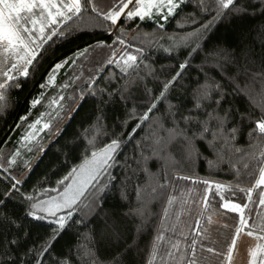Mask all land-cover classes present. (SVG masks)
Returning a JSON list of instances; mask_svg holds the SVG:
<instances>
[{
	"label": "trees",
	"instance_id": "1",
	"mask_svg": "<svg viewBox=\"0 0 264 264\" xmlns=\"http://www.w3.org/2000/svg\"><path fill=\"white\" fill-rule=\"evenodd\" d=\"M115 3H118V0H96L97 6L103 12H107ZM202 7H214L212 0H205L203 6L199 4V0H191L190 3L183 4L176 9V14L169 17L167 22L159 17L146 18L145 20L139 18L125 20L122 17L117 26L113 27L110 22L97 17L101 27L79 31L67 38L60 35L54 36L40 50L37 56L38 63L34 61L35 71L30 68V76L20 78L18 81L21 85L19 88L7 90L6 100L3 102V107L0 108V193L8 191L10 184L16 180L22 181V183L18 185V191L12 192L13 198L6 199L5 207L0 209V217L7 216L16 219L17 223L23 225L20 231L30 233L23 248L16 249L17 253L45 240L52 228L47 222L25 218L26 196L34 195L44 199L42 193L45 190L60 187L58 181L66 176L73 167L81 164L92 151L103 147L112 139L119 138L123 143L116 156L117 162L102 177L101 182L108 184L105 194L73 216V220L82 222L72 223L69 221L70 227L55 243L52 256L48 258L47 264H55L57 258L73 255L77 244L83 242L85 235L92 233L99 237L105 233L106 225L119 231L122 239L118 244L111 243L107 239L100 244L98 249L102 259L108 261L120 254L121 264H147L154 237L160 228V221L163 219L162 209L166 206L168 195L182 197V193L187 190H202L205 187L202 183L193 184L191 181L176 179L177 176L234 184L237 182L234 173L238 169L241 174L239 177L241 186L248 187L254 183V180L246 175V172L255 163L249 159L247 154L253 151L258 154L259 148L249 147L247 128H241L242 134L238 135L235 142L237 147L244 149V152H229L225 148L224 162L215 168H209L207 164V160H215L216 157L203 142H198V148L203 155L192 158L187 156L180 143L168 145L163 151L160 150L163 142L159 146L154 143L157 137L165 135L159 127L161 123L164 128L172 127L169 116L170 108L171 111L176 112V119L182 115L205 118L203 112H189V109H193L194 90L205 81V74L200 71L201 66L204 65L205 53L217 48H236L239 52L242 46L240 43L242 37L245 38V43L252 44L254 38H257L258 41V33L264 28V15L245 16L242 19L230 18L205 32L201 40L197 41L196 38H193L188 41L187 46H184L181 38L207 23L215 14L214 11H202ZM193 18L196 23H192ZM159 24H164V27L160 28ZM120 27L124 30L122 37L132 45L127 51L138 57V67L124 73L115 63L107 65L106 62L112 51L110 48L90 50L89 54H94L100 59L98 65H95L97 66L95 72L89 78L91 82L81 87V95L83 94L85 98L80 100L73 114L46 148H44L46 143L58 130L62 119L40 141L27 147L20 146L21 148L18 149L12 137L17 140L29 132L28 125L35 120V115L32 116V114L26 120H22V118L29 113L32 100L42 92L40 84L45 82L53 65L97 41L111 44L115 35H121L118 31ZM110 33H115V35H110ZM197 42L202 44V51L189 57L190 48L194 47ZM255 43L256 54H259L261 45L258 42ZM113 47H120V45L116 44ZM137 47L143 49V52H136ZM164 49L170 51L165 52ZM185 60L191 61L190 66L172 85L165 97L159 99L156 109L149 114V120L137 127L140 117L152 103L157 102L163 85L180 70L179 65ZM101 68L103 71H100ZM227 71L231 72L230 66ZM205 72H208L207 68H205ZM208 75L216 77L217 80L221 78V74L215 70L208 72ZM94 78L96 83L92 84ZM89 85L97 93L96 95L89 94ZM81 95L70 108H73ZM101 99H104L105 103H101ZM237 105L240 111H246L243 100H237ZM222 107L227 108L228 104L223 102ZM207 111H211V108H208ZM254 117L259 118V113H255ZM238 119L237 117L235 121L230 122L227 127H232L234 123L238 122ZM181 127H183L182 123ZM86 129L89 130L88 133L85 132ZM93 136L96 140L95 146L88 143V140ZM17 151L20 155L16 156V163L9 166V161ZM245 162L249 163V169L243 168ZM165 183H170L171 187L158 188V185ZM138 187L144 189L142 197L147 217V223L139 235L136 234V226L140 224V219L125 215L130 209L137 206L136 190ZM153 187L157 188V192L162 193L158 199H153V196L156 195V193H152ZM49 193L53 194L51 191ZM125 195L127 199L122 198ZM212 195L209 193L210 199ZM225 195L227 196L228 193ZM253 195L255 198L256 193ZM218 200L219 197L211 199V206L204 218L199 216L197 218L201 219V223L205 227H209L210 231L212 225L207 224V215L214 211L221 213L226 211L218 207ZM89 201H93V198L90 197ZM234 202L241 201L234 198ZM86 203L89 202L86 201ZM178 206L180 207V204ZM198 210L199 212L203 211L200 204ZM257 210L262 211V208H257ZM190 214L192 213L190 212ZM190 214L182 216L189 218ZM236 215L227 213L224 215L227 222L224 223H230L229 217ZM214 229L216 230L211 232L213 236L217 229L224 231L226 235L229 234V230L220 225ZM17 231L16 227L0 222V250L7 247V241ZM165 234L173 235L172 233ZM189 236H191V231H189ZM134 237V246L125 251L126 243H132ZM173 239H175L174 236ZM223 243L225 241L221 242L218 248ZM164 251L165 248L161 245V254ZM25 260L27 262V257ZM156 264H161L159 257H157ZM169 264L172 262L169 261ZM212 264H219V260L212 258Z\"/></svg>",
	"mask_w": 264,
	"mask_h": 264
},
{
	"label": "snow or ice",
	"instance_id": "2",
	"mask_svg": "<svg viewBox=\"0 0 264 264\" xmlns=\"http://www.w3.org/2000/svg\"><path fill=\"white\" fill-rule=\"evenodd\" d=\"M190 2L191 0H118V3H115L111 9L103 12L97 6L96 0H0V108L3 107V102L6 100L7 90L19 88L21 85L18 81L20 78L30 76V68L35 71L34 61L38 63V50L43 49L44 45L54 36L60 35L67 38L79 31L101 27L97 17L110 22L113 27L117 26L122 17L125 20L135 18L145 20L146 18L159 17L167 22L169 17L176 14V9ZM199 4L203 6L205 0H199ZM212 6L214 7H202V11H214L215 14L207 23L181 38L184 46H187L188 41L193 38H196L197 41L201 40L205 32L210 31L222 21H227L230 18L242 19L245 16L264 15V0H212ZM192 23H196L194 18ZM158 26L163 28L164 24ZM118 31L121 35L110 33V35H115L111 44L97 41L95 44L78 50L72 57L54 64L45 82L40 84V88L58 87L56 76L60 69L70 66V62L75 64L77 59L86 57L90 50L97 48L107 47L112 50L111 56L106 62L107 65L115 63L124 73H127L129 69L137 68L138 57L127 51L132 45L122 37L123 28L120 27ZM258 37V41L257 38H254L252 44L245 43V38L242 37L240 41L242 46L239 52L236 48H217L205 53L204 65L200 68V71L205 74V81L194 90L193 109H189V112H203L205 118L182 115L176 119V112L171 111L170 108L169 116L172 127L164 128L161 123L159 127L165 135L157 137L154 141L158 146L163 142L161 151L168 145L180 143L189 158L203 155L198 148V142H203L216 157L215 160H207V164L209 168H215L224 162L225 148L229 152H244V149L237 147L235 142L238 135L242 134L241 128H247L249 147L259 148L258 154L255 151L247 154L249 159L255 162L246 172V175L254 180V183L248 187L241 186L239 181L241 174L238 169L234 173L237 177V182L234 184L177 176L176 179L191 181L193 184L202 183L205 186L197 196V203L203 208V211L198 212L197 215L202 219L211 206V199L219 197L218 207L226 211L223 213L214 211L207 215L206 222L208 225L218 224L224 229H228L229 234L225 235L217 229L218 235L213 236L209 227H205L201 223V219H196L194 225H186V222L181 220L182 215L192 211L191 208H185L184 205L189 203L193 189L182 193L183 199L169 194L166 206L162 209L163 219H161L160 228L154 237L147 264H156L157 257L161 264H169V261L172 264H212V258L218 259L219 264H234L238 241L242 235L256 241L254 246H250L247 250L248 264H264V211L257 210V208H264V28L258 33ZM255 42L261 45L259 54H256ZM116 44L120 47H113ZM135 51L142 53L143 49L137 47ZM164 51L169 52L170 50L164 49ZM200 51H202V44L197 42L194 47L190 48L188 56L199 54ZM118 54L119 59H116ZM190 64V60H185L179 65L180 70L163 85L157 102L148 107L140 117L137 127L149 120V114L156 109L159 99L165 97ZM229 66L231 72L227 71ZM205 68L208 69V72L213 70L219 72L220 80L208 75ZM100 71H103V68ZM95 83L94 78L92 84ZM68 86L65 83L61 87L67 88ZM89 94H97L92 90L91 85H89ZM44 96L45 93L41 92L38 97L32 100L31 107L35 108L41 104ZM84 98L82 94L80 99ZM64 99L63 95L52 97L48 102V108L51 111L42 113L39 118L28 125L31 131L24 136V147H27V144L34 140L39 132L50 129L51 121L43 122L44 117H59L64 109V105L61 103ZM237 100H243L246 111H240ZM100 102L105 103V100L101 99ZM223 102L228 104L227 108L222 107ZM208 108H211V111H207ZM53 112H55V117H53ZM255 113H259V118L254 117ZM237 117L239 118L238 122L230 128L227 127ZM181 123L183 127H181ZM38 125L41 127L37 128ZM88 131L85 130L86 133ZM253 141L255 143H252ZM88 143L95 146V137L89 139ZM122 143L123 141L119 138L112 139L103 147L92 151L81 164L73 167L66 176L58 181L59 188L45 190L42 193V196L47 197L46 199L34 195L26 196L25 218L47 222L52 226L49 236L42 242L33 244L17 253L16 249L23 248L30 233L20 231L23 225L17 223L16 219L7 216L0 217V222H5L18 229L7 241V247L0 250V264H47L48 258L52 256L55 243L70 227L69 221L72 223L82 222L73 220V216L105 194L108 184L102 183L101 180L117 162L116 156L119 154ZM154 154H156L155 151ZM19 155L20 153L17 151L9 161V166L16 163V156ZM249 167V163L243 164L244 169H249ZM21 183L22 181L16 180L10 184L8 191L0 193V209L5 207L6 199L13 198L12 192L18 191V185ZM168 187H171L170 183L158 185L160 189ZM49 191L56 195L49 196ZM143 191V188H137V206L125 214L140 219V224L136 226L137 235L142 233L147 223ZM152 193H156L153 199H158L162 195L157 192L156 187L152 188ZM209 193L213 194L211 199ZM226 193H228L227 196ZM254 193H256L255 198ZM90 197L93 198V201H89ZM122 198L127 199V196ZM234 198L241 202H234ZM178 201L180 207L174 210ZM227 213L237 215L229 217L230 223L220 224V221L215 217L224 216ZM187 227L191 228V236L186 230ZM105 229V233L99 237L92 233L85 235L83 242L77 244L73 255L57 258L55 264H121L120 254L108 261L99 255L98 246L106 239L114 244H118L122 239L121 234L115 228L106 225ZM165 233L173 235L168 236ZM220 238H223L225 243L218 248L215 245ZM134 243L135 237L132 243H126L125 251L131 249ZM161 245L165 248L163 254H161ZM25 257H27V262Z\"/></svg>",
	"mask_w": 264,
	"mask_h": 264
},
{
	"label": "crops",
	"instance_id": "3",
	"mask_svg": "<svg viewBox=\"0 0 264 264\" xmlns=\"http://www.w3.org/2000/svg\"><path fill=\"white\" fill-rule=\"evenodd\" d=\"M72 56H69V57H72ZM69 57L62 59L61 61L68 59ZM99 59L100 58L90 53L86 57H81L77 59L75 64H71L70 62V66H65V68L60 69L59 74L56 76V85L58 87H49L47 89L42 90V92L45 93V96L41 104H38L35 108L31 107L29 113L23 116L22 120H26L30 118L32 114H33L32 116L35 115V120H36L37 118L41 116L42 113L51 111V109L48 108V102L52 97H56L58 95H63L65 97V99L61 102L64 105V109H63V112H61L60 116L57 118H50L48 116H45L43 122H48L50 120L51 121L50 129H45L44 131L39 132L36 138L32 140L30 143H28L27 146L40 141L41 138L44 137L46 133L49 130H51L53 126H56V124L62 119L63 121L61 122L58 130L54 132V134L51 136V138L46 143L44 148H46L49 142L53 140V138L59 133V130L61 129L62 126L65 125L67 119L73 114L74 110L76 109L77 105L79 104L81 100V99H78L77 103L73 106V108H70L73 105V102L77 100L79 95H81V87L91 82L89 78L91 74L95 72L94 70L97 67L95 65L96 64L98 65ZM65 83H67L69 86L67 88L61 87ZM39 95L40 94H38L37 97ZM67 112L68 114L66 115ZM64 115L66 116L63 117ZM53 117H55V112H53ZM39 127H41V125L37 126V128ZM12 139L14 141V144L18 147V149H20L21 148L20 146H23L25 143L24 136L22 138L20 136V138L17 140L14 137H12Z\"/></svg>",
	"mask_w": 264,
	"mask_h": 264
},
{
	"label": "rangeland",
	"instance_id": "4",
	"mask_svg": "<svg viewBox=\"0 0 264 264\" xmlns=\"http://www.w3.org/2000/svg\"><path fill=\"white\" fill-rule=\"evenodd\" d=\"M127 11V10H126ZM41 50V49H40ZM40 50H38L40 52ZM116 59H119V56L116 58ZM59 188V187H58ZM189 190H187L185 193H187ZM201 190H197V189H194L191 194H190V197L189 199H195L197 200V196L198 194L200 193ZM53 194L51 193H48V195L52 196V195H56V193L52 192ZM44 197V196H43ZM47 197H44V199H46ZM181 199H183V197H180ZM179 202L177 203V205H175V209H178L179 208ZM188 205V204H187ZM262 211H264V208H262ZM199 212L198 210V206H196V209L191 211L192 214H190L189 218L186 217V216H181V220L185 221L186 222V225H194L195 224V220L198 218V215L197 213ZM225 216H217L215 218H217L219 221H220V224H223L224 222H227V220L224 218ZM188 218V220H187ZM217 225L218 224H212V228H211V232L216 230L214 228H217ZM219 227V226H218ZM186 230L191 231V228L190 227H187ZM220 232H223L224 231H221L219 230ZM217 233V231H215ZM214 233V236H217L218 234ZM225 234V233H224ZM226 235V234H225ZM240 241H238V251L236 253V259L234 261V264H248V255H247V250L250 246H254V244L256 243V241L250 237H247L245 235H242L239 239ZM223 238H220L218 243L215 245L216 247L220 246L219 244L221 242H223Z\"/></svg>",
	"mask_w": 264,
	"mask_h": 264
},
{
	"label": "flooded vegetation",
	"instance_id": "5",
	"mask_svg": "<svg viewBox=\"0 0 264 264\" xmlns=\"http://www.w3.org/2000/svg\"><path fill=\"white\" fill-rule=\"evenodd\" d=\"M196 206H198V209H199V203H197V200L192 199V198L189 199L188 205H184L185 208H191L192 211L196 209Z\"/></svg>",
	"mask_w": 264,
	"mask_h": 264
}]
</instances>
